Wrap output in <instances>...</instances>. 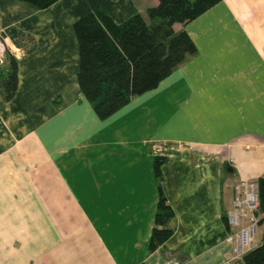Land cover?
<instances>
[{
	"label": "crops",
	"instance_id": "1",
	"mask_svg": "<svg viewBox=\"0 0 264 264\" xmlns=\"http://www.w3.org/2000/svg\"><path fill=\"white\" fill-rule=\"evenodd\" d=\"M157 3L0 0L3 48L34 41L15 95H0V264H245L227 263L224 216L234 180L264 177V0H221L175 24L196 52L99 119L77 81L73 23L95 8L121 23ZM159 186L173 232L149 250Z\"/></svg>",
	"mask_w": 264,
	"mask_h": 264
},
{
	"label": "trees",
	"instance_id": "2",
	"mask_svg": "<svg viewBox=\"0 0 264 264\" xmlns=\"http://www.w3.org/2000/svg\"><path fill=\"white\" fill-rule=\"evenodd\" d=\"M43 9L57 0H19ZM221 0H158L145 14L136 13L121 23L114 22L101 8H95L73 23L78 43L77 81L84 99L99 119H105L134 96L156 88L180 63L196 52V46L184 28L186 23ZM14 44L26 54L34 48L29 35ZM19 57L6 49L0 62V95L10 100L16 92ZM163 157L154 159L159 175ZM259 212H264V177L257 179ZM162 187L154 212V225L148 241L154 250L173 232L167 222L173 217ZM226 219V216H224ZM262 215L260 218V223ZM245 264H264L262 241L243 255Z\"/></svg>",
	"mask_w": 264,
	"mask_h": 264
},
{
	"label": "built area",
	"instance_id": "3",
	"mask_svg": "<svg viewBox=\"0 0 264 264\" xmlns=\"http://www.w3.org/2000/svg\"><path fill=\"white\" fill-rule=\"evenodd\" d=\"M4 51L0 42V54L2 55ZM12 53L19 57L23 51L16 48ZM232 191L231 204L225 214L229 227L226 241L230 244L227 263L241 259L244 254L258 245L257 234L261 218L257 180H234Z\"/></svg>",
	"mask_w": 264,
	"mask_h": 264
},
{
	"label": "rangeland",
	"instance_id": "4",
	"mask_svg": "<svg viewBox=\"0 0 264 264\" xmlns=\"http://www.w3.org/2000/svg\"><path fill=\"white\" fill-rule=\"evenodd\" d=\"M128 19V18H127ZM137 98H139V96L137 95V96H134L131 100H136ZM129 116H132V117H134V118H136V117H139L140 116V112H139V110L138 109H135V110H133V113H129L128 114ZM124 123V122H123ZM114 125V124H113ZM115 126V125H114ZM106 128H108V127H112V126H105ZM126 126L124 125V128H125ZM108 135V134H107ZM132 136V135H131ZM130 136V137H131ZM105 138H106V133H105ZM133 139H135L136 138V136H134V137H132ZM132 138H130V139H132ZM93 207H95V206H93Z\"/></svg>",
	"mask_w": 264,
	"mask_h": 264
}]
</instances>
